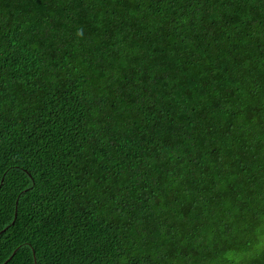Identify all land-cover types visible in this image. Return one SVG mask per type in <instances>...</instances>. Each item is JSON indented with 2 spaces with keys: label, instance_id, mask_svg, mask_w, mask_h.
Returning <instances> with one entry per match:
<instances>
[{
  "label": "trees",
  "instance_id": "16d2710c",
  "mask_svg": "<svg viewBox=\"0 0 264 264\" xmlns=\"http://www.w3.org/2000/svg\"><path fill=\"white\" fill-rule=\"evenodd\" d=\"M0 264H264V0H0Z\"/></svg>",
  "mask_w": 264,
  "mask_h": 264
}]
</instances>
